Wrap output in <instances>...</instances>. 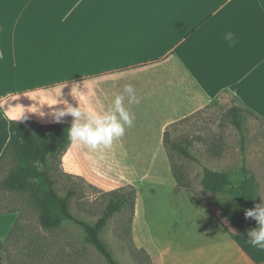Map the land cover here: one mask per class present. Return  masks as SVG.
<instances>
[{"label":"crops","instance_id":"0c3cea01","mask_svg":"<svg viewBox=\"0 0 264 264\" xmlns=\"http://www.w3.org/2000/svg\"><path fill=\"white\" fill-rule=\"evenodd\" d=\"M125 84L140 99L125 98L133 126L108 149L71 143L64 171L100 188L89 171L112 180L105 190L136 187L132 238L153 264H256L209 209L177 191L164 138L221 92L264 117V0H0V172L9 120L72 124L53 110L78 103L73 86L106 110ZM159 184L170 197L155 198Z\"/></svg>","mask_w":264,"mask_h":264},{"label":"rangeland","instance_id":"374dc122","mask_svg":"<svg viewBox=\"0 0 264 264\" xmlns=\"http://www.w3.org/2000/svg\"><path fill=\"white\" fill-rule=\"evenodd\" d=\"M236 104L241 105V102L235 95L227 91L221 92L211 104L175 122L173 126L172 123L169 127L173 139L192 141L190 151L196 158V160L189 159L173 151L172 156H168L171 168L175 165L182 183L188 185L201 202L213 204V210L217 213L214 197L205 192L200 183L204 168L227 170L232 172L236 179H240L241 167L245 163L256 174L260 199L264 197V121L252 115L248 117L245 125L247 144L243 153L241 135L227 115L228 109ZM63 160L67 168L78 170L75 164L77 159L64 157ZM5 161L7 162L5 171L0 172V242H4L0 248L3 256L2 264H106L97 249L86 242L85 232L81 226L73 221H65L59 228L45 230L39 222V212L29 202L27 194L9 191L2 187L3 179L15 165L12 152L6 155ZM63 171L62 161V168L57 175L59 193L65 195L68 187L78 186L79 193L71 201V210L78 218L95 222L108 200V196L102 192L107 190L103 188H110L115 183L89 171V178L103 187L100 188L82 176L68 177ZM168 187L159 184L155 198L170 197ZM177 191L186 193L191 201L196 202L187 191ZM146 197L152 198L147 194ZM12 208L16 211L10 212ZM132 215V207L128 204L110 219L102 233V238L120 263L153 264L152 258L144 249H138L133 242ZM17 221V227L7 238ZM167 221L172 225L182 223L180 220L175 222L173 216ZM226 225L231 231H235L234 225L229 222H226Z\"/></svg>","mask_w":264,"mask_h":264},{"label":"trees","instance_id":"16d2710c","mask_svg":"<svg viewBox=\"0 0 264 264\" xmlns=\"http://www.w3.org/2000/svg\"><path fill=\"white\" fill-rule=\"evenodd\" d=\"M227 115L241 135V149L245 153L247 144L245 125L248 117L252 115L263 121L264 117L242 102L241 105L231 106ZM70 126L71 123L67 122L39 124L32 121L9 120L10 138L1 159L12 152L15 165L3 179L2 187L9 191L27 194L29 202L37 208L39 222L45 230H53L61 227L65 221H73L83 228L86 242L97 249L106 264H122L115 258L102 238V233L110 219L128 204L131 205L133 214L137 189L134 185H125L112 190H103L108 200L95 222H89L74 215L71 210V201L78 195L79 187L74 185L68 187L65 195H61L57 189V175L62 168V156L71 145L68 139ZM170 126L171 124L167 127L164 138L168 156L171 157L175 151L186 158L196 160L190 151L192 141L173 139ZM172 171L177 182V190L187 191L192 199L209 209L251 260L256 264H264V249L254 248L246 242V230L258 226L254 219L245 218V211L261 202L256 174L245 163L241 167L240 179H236L232 172L227 170L204 168L200 183L202 189L214 197L218 208L217 213L213 210V204L201 202L188 185L182 183L175 165H172ZM63 173L68 177L74 176L64 171ZM226 222L234 225L235 231H231ZM17 223L18 221L7 238L17 227ZM3 245L4 242H0V248ZM146 254L151 258L147 252ZM2 261L3 256L0 253V264Z\"/></svg>","mask_w":264,"mask_h":264},{"label":"clouds","instance_id":"9594fccd","mask_svg":"<svg viewBox=\"0 0 264 264\" xmlns=\"http://www.w3.org/2000/svg\"><path fill=\"white\" fill-rule=\"evenodd\" d=\"M224 39L229 42V46H234L236 43L235 33L232 31L225 32ZM82 93L78 90V85L73 86L71 94L78 103L73 105L68 100H64V107L53 110L54 118L61 121L66 115L73 117V122L68 128V139L72 144L86 145L90 150L111 148L113 142L123 137L126 129L134 124L135 114L128 105L140 103L135 87L132 84H125L106 110L91 107L83 101ZM61 94L62 92L56 93L51 104L45 102L49 106L60 104L61 100L58 97ZM126 97L128 105L125 104ZM245 218L254 219L258 225L246 230V242L254 248L264 249V197L260 203L245 211Z\"/></svg>","mask_w":264,"mask_h":264}]
</instances>
